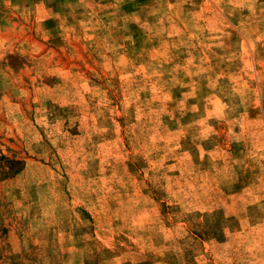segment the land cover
Masks as SVG:
<instances>
[{
	"label": "rangeland",
	"instance_id": "obj_1",
	"mask_svg": "<svg viewBox=\"0 0 264 264\" xmlns=\"http://www.w3.org/2000/svg\"><path fill=\"white\" fill-rule=\"evenodd\" d=\"M0 264H264V0H0Z\"/></svg>",
	"mask_w": 264,
	"mask_h": 264
}]
</instances>
